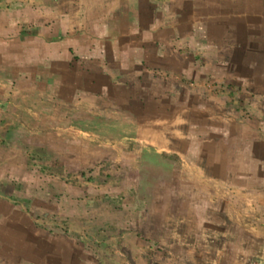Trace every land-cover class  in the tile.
Wrapping results in <instances>:
<instances>
[{
	"label": "crops",
	"instance_id": "0c3cea01",
	"mask_svg": "<svg viewBox=\"0 0 264 264\" xmlns=\"http://www.w3.org/2000/svg\"><path fill=\"white\" fill-rule=\"evenodd\" d=\"M247 16L262 24L264 0H0V264L264 259L261 138L239 115L232 119L238 133L228 137L231 113L223 110L231 103L214 99L221 93L241 102L242 88L223 71L228 60L219 53L238 40ZM60 60L73 84L65 77L62 85L58 77L48 83L59 74L40 65ZM106 96L120 107L106 104ZM159 97L173 113L200 102L220 109L212 132L200 141L181 135L180 113L167 118ZM91 115L114 125L136 122L135 136L75 125ZM57 125L66 126L61 134ZM77 134L108 142L102 149ZM55 148L62 153L59 172L99 177L113 170L127 181L50 182L31 156L54 161ZM151 148L173 157L167 178H140L137 162L142 166L143 150ZM25 215L31 223L22 231ZM6 229L29 242L5 244ZM19 251L20 259L6 254Z\"/></svg>",
	"mask_w": 264,
	"mask_h": 264
},
{
	"label": "rangeland",
	"instance_id": "374dc122",
	"mask_svg": "<svg viewBox=\"0 0 264 264\" xmlns=\"http://www.w3.org/2000/svg\"><path fill=\"white\" fill-rule=\"evenodd\" d=\"M221 7V6H219ZM222 8V7H221ZM220 8V14H225L228 15L229 12L225 11L222 13V10ZM251 8L249 7V10ZM247 18L246 22H245V27L244 30L241 31L240 36H237L238 40L235 41V43L230 44L227 49L223 50L221 49L219 56L221 58H224L225 60H228V63L226 64V66L224 67V72H231L233 74L232 78L235 79V83L236 86L235 87H241L242 90L239 92L241 94V102L240 101H236L234 100L232 97H229L228 99L225 98L224 96H222L223 94H219L218 96H216L214 99H216L217 104H225V102L227 100H229V102L231 103V107H226V109L223 110V112L226 110L228 112H230V118H229V122L225 121L227 128H225L226 130V135H229L228 137H234V132L237 134L238 130L240 128V124H237L238 126L236 127L235 125H233V118H235L234 116L239 115V117H245L246 118V123L249 124L253 129L258 130L259 136L261 138V142L262 145L258 146L260 147V149L263 150L264 153V18H261L262 24L258 25V26H253V21H249V17H245ZM258 20V18L256 19ZM255 21V20H254ZM234 55V56H233ZM233 59H230V58ZM42 67L47 66V70L50 71L53 70L54 72L58 73V83L60 85H62V78H67L68 83L67 84H73L71 82V79H74L75 76H69L67 74H65V76H63L62 71H68L69 69H64V64L63 61H55V62H44L42 65H40ZM71 67V71H73L72 65ZM45 68V67H44ZM75 70V69H74ZM91 79L93 77H85L86 80ZM126 77H123V79H125ZM171 77H168L167 79H170ZM57 82V81H56ZM70 86V85H69ZM217 92V91H215ZM227 93V92H226ZM228 94V93H227ZM188 95V94H187ZM107 97V101L106 104H108V102L113 103V105H118L115 103V99L106 96ZM205 98V96H204ZM203 98V99H204ZM210 98V97H209ZM160 101L161 98H158ZM202 98H199V100ZM164 100V99H163ZM213 102V100H211ZM162 104L164 105H159L160 107H158V109H162L163 114L167 116V118H169V116L173 115V114H179L180 118H177L178 121H180V126H178V131L181 135H185L188 134L190 137L192 136H198L201 140V138L206 137L205 133L208 132H212L211 130H213L211 127V122L212 121V115L215 113V111H220V109H216V108H211L210 105L208 106L207 102H200L198 103V105L196 106H190L188 108L182 107L178 109V112H174L173 113V106L168 107L166 105V103H164V101H162ZM207 105V106H206ZM119 106V105H118ZM120 107V106H119ZM156 107V109H157ZM60 110L61 107H58ZM87 110H92L91 108H86ZM189 110H191L189 112ZM173 113V114H172ZM189 113H192L189 116ZM236 113V114H235ZM91 114V113H90ZM218 115V114H216ZM222 115L221 113H219V116ZM119 116V115H117ZM188 116V118H187ZM191 117V119H189ZM222 117V116H221ZM176 119L175 121L178 122ZM242 120V119H241ZM238 121V118H235V122ZM217 125L221 126V119L218 120ZM59 128L55 129H60V130H55L56 134H61L63 131V129L66 127H64L63 125H57ZM234 128L235 131H234ZM238 129V130H237ZM54 133V135H56ZM208 134V133H207ZM246 135H248L246 133ZM76 138L79 139H85V140H90L88 141L90 145H99L100 148L105 149L101 144H105L108 141H104L101 140L99 141L98 138H94L93 136H82V134H77ZM87 138V139H86ZM194 139V138H193ZM190 140V139H189ZM56 141V140H55ZM139 144V142H137ZM234 143V142H233ZM125 144L123 143H119V149L120 147L123 148V146ZM137 147V146H136ZM254 147V146H252ZM251 148V147H250ZM32 150H36L35 148H33ZM39 151V150H38ZM40 154V153H39ZM61 155L60 152H58V150H56L55 148V159L54 161H52L51 159H47L49 160V162L45 161V159H42L40 156H37V154L35 153L33 156H31V162L34 166H37L38 172H41L43 174H45V176H48V181L53 182L57 181V180H64L67 178L68 182L74 183L75 180H86L87 177H97L99 180H101L102 182L106 181H115L116 179H122L123 181H127V174L126 173H121L119 172H114L112 170V172L106 170V172H102L99 173V177L96 176L94 173L93 174H88L81 177V175H79V177H76L77 174H70L69 176L66 175L65 173L59 172L58 166L60 165L62 160H61ZM105 159V158H104ZM87 164H93V162H88L86 161ZM105 163V162H104ZM108 163V162H107ZM106 164V163H105ZM54 165V166H52ZM104 165V164H103ZM107 165V164H106ZM139 166V162H137V169ZM105 166H103L104 168ZM49 169L52 168L53 170L50 171L48 170L47 172H43L42 169ZM36 169V170H37ZM139 170V169H138ZM113 173V174H112ZM39 174V173H38ZM42 179L39 177L38 180L36 179V183L37 185H39V191L43 188L41 186L42 184ZM44 184V185H43ZM42 185L45 186V182ZM103 186V185H102ZM104 187V186H103ZM121 188V187H120ZM92 190H96L97 188H91ZM126 189V188H125ZM35 191V190H34ZM38 191V190H37ZM40 193V192H39ZM128 194V193H127ZM19 197V196H18ZM19 199V198H18ZM23 211L26 212L27 209H25V207H22ZM41 215H39V218L42 216L43 212L41 211L40 213ZM30 216V215H29ZM28 215L24 216L22 219L26 222V227L24 226H20V229H22V231L24 230V228H26L28 230L29 224L31 223V221L29 220V218H27ZM26 218V219H25ZM35 222V221H34ZM36 223V222H35ZM34 223V224H35ZM42 220L37 221L36 224H38V227L42 228ZM16 226L13 225L11 228H15ZM10 229H6V232L4 234L5 239L7 242H5V244L7 245H15V246H19L17 243H20V241H22L21 245H23V243H26L28 240H26L27 235L25 233H23L24 236L22 235H18V234H14L13 236H10ZM1 234V233H0ZM103 237V236H102ZM95 239V237H94ZM20 240V241H18ZM26 240V242H25ZM29 242V241H28ZM21 247V246H19ZM22 251V250H21ZM19 251V252H7L6 254H9V257L11 259V257L13 256H17L19 259L20 257H22V252L24 255L27 254V251ZM8 257V258H9ZM248 264H264V259H262L261 261H258V259L255 260V258H252L251 260H249Z\"/></svg>",
	"mask_w": 264,
	"mask_h": 264
},
{
	"label": "trees",
	"instance_id": "16d2710c",
	"mask_svg": "<svg viewBox=\"0 0 264 264\" xmlns=\"http://www.w3.org/2000/svg\"><path fill=\"white\" fill-rule=\"evenodd\" d=\"M58 76L51 77V81L48 83H52L55 78ZM40 78V77H39ZM80 128L91 129L103 135H108L110 137H133L136 133V122H125L124 124H113L112 122H104L103 118L100 119L98 117H94L93 115L87 118V121H83L81 125H77ZM32 126V125H30ZM142 157V166L139 163V176L142 179H148L150 181L156 180L158 174L165 175V178L168 177V169H169V160L173 157L169 156L165 153H157L152 148L149 149V152L144 149ZM176 158V157H175ZM177 159H175L176 161ZM174 162V161H173ZM146 166V167H143Z\"/></svg>",
	"mask_w": 264,
	"mask_h": 264
}]
</instances>
